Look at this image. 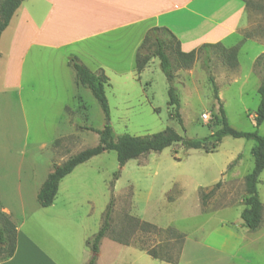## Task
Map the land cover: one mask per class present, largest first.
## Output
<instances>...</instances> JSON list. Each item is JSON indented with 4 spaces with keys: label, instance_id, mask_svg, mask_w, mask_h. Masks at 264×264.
I'll use <instances>...</instances> for the list:
<instances>
[{
    "label": "rangeland",
    "instance_id": "1",
    "mask_svg": "<svg viewBox=\"0 0 264 264\" xmlns=\"http://www.w3.org/2000/svg\"><path fill=\"white\" fill-rule=\"evenodd\" d=\"M244 1L250 25L243 35L247 32L249 38L241 43L239 65L231 68L220 49L211 47L201 51L190 68L178 67L175 72L172 84L180 98L184 127L171 113L170 83L159 58L154 57L138 79L137 49L132 50L135 40L87 42L97 58L109 65L107 74L112 80L106 94L111 112L107 119L92 91L75 84V70L68 68L70 56L65 51L34 47L23 64L21 59L17 64L10 55L12 33L8 29L0 44V203L18 208L19 220L21 205L38 206L34 189L49 170L99 144L100 135L84 127L101 130L111 124L116 139L125 133L144 136L167 127L191 138L216 131L222 125L220 103L210 74L231 126L264 134V122L259 127L255 122L258 88L264 81V72L257 65L264 54V0ZM156 35L165 40V50L176 66L174 40L162 29ZM241 41L232 38L226 44L231 47ZM157 47L151 37L147 50L154 52ZM82 57L95 68V56ZM80 96L85 110L68 113L67 107L79 109ZM254 145L253 140L229 135L211 152L177 142L131 159L123 167L117 152L106 150L62 180L59 203L76 210V217L82 218L81 230L90 238L103 224L110 185L115 181L111 230L101 242L99 264H264V207L262 224L255 231L241 217L247 196L245 176L255 166ZM117 171L120 175L115 180ZM260 180L264 204V171ZM218 181L220 185L210 194ZM18 182L22 199L16 197ZM142 221L157 229H144ZM169 226L185 234L178 263L156 259L147 252L178 254L180 244L164 231Z\"/></svg>",
    "mask_w": 264,
    "mask_h": 264
},
{
    "label": "crops",
    "instance_id": "2",
    "mask_svg": "<svg viewBox=\"0 0 264 264\" xmlns=\"http://www.w3.org/2000/svg\"><path fill=\"white\" fill-rule=\"evenodd\" d=\"M249 25L244 0H25L3 31L0 44L10 29V55L15 57V63L19 64L21 59L23 64L25 56L34 47L63 50L66 57H78L91 71L103 70L110 85L109 65L97 58L87 42L135 40L132 49L135 53L149 29L165 27L180 41L182 50L189 52L205 43L221 42L227 46L226 41L232 38L240 41L244 38L243 30ZM84 54L95 56V68L82 57ZM153 60L141 73L137 72L136 64L138 79ZM67 65L72 67L69 60ZM75 82L77 86H83L78 83L77 76ZM78 100L79 109L67 107L68 113L85 110L82 97ZM48 174L34 189L37 199ZM60 185L52 205L43 207L39 203L32 208L21 205V220L17 218L18 208L2 201L1 208L16 223L18 234L14 255L5 260L0 258V264H86L90 260L92 250L89 246L84 247L88 234L81 230L82 218L76 217L73 207L59 203ZM15 191L16 197L22 199L24 195L19 182ZM1 196L0 191V199ZM101 252L102 244L97 264Z\"/></svg>",
    "mask_w": 264,
    "mask_h": 264
},
{
    "label": "trees",
    "instance_id": "3",
    "mask_svg": "<svg viewBox=\"0 0 264 264\" xmlns=\"http://www.w3.org/2000/svg\"><path fill=\"white\" fill-rule=\"evenodd\" d=\"M24 1L25 0H0V38L3 31L10 24L13 15ZM160 29L172 38L176 44V48L174 49L177 62L176 66L172 63L170 55L165 50V40L156 35V32ZM151 37L155 39L158 46L154 52L147 50V43ZM247 38H249V35L246 32L242 41L231 47H227L221 42L205 43L198 49L185 52L181 48L180 41L169 29L165 27H153L148 31L143 42L138 47L136 55L137 72L141 73L152 58H159L161 68L170 83L168 89V103L170 107L174 108L171 113L173 117L184 127L183 116L180 112V98L176 92L175 86L172 84L177 68H190L196 61L198 54L203 50L208 51L211 47H217L220 49L222 55L226 58V63L231 68H236L239 65L238 55L241 43ZM69 63L76 71L78 83L88 87L92 91L104 111L106 118L109 119L111 110L106 94V86L109 84V78L106 73L103 70L98 72L91 71L76 56H70ZM257 65L260 66L261 70L264 72V54L258 57ZM210 80L213 85L215 97L220 103L219 111L221 114L222 125L216 131L204 137L191 138L181 135L174 128L167 127L163 131L144 136L125 133L116 139L111 124H105L104 128L101 130L94 129L92 127H84L86 129L94 130L100 135L99 144L72 155L62 164L54 165L53 170L48 174L47 179L44 181L38 193V201L40 205L43 207L52 205L57 195L60 181L66 175L70 174L76 166L88 161L92 157L99 155L106 150H115L117 152L120 166L123 167L131 159L139 158L140 156L152 151H162L166 147H169L177 142H182L187 148L203 149L207 152H211L217 148L218 144L225 136L229 135L235 138L253 140L255 142V145L252 148L255 166L253 170L245 176L247 196L245 197V208L241 212V217L244 221V225L249 230H257L263 221L264 204L260 197L258 185L261 181L260 175L264 171V134H260L258 130L242 131L231 126L218 94V85L212 74H210ZM258 92L260 94V104L255 114L256 127H259L264 122V81L259 86ZM237 159L230 164V167L236 163ZM119 175L120 171H117L114 179L117 180ZM220 183L221 182L218 181L209 193L213 194L216 187H218ZM114 185L115 181L113 180L110 185L111 199L104 213L103 224L100 230L86 241L87 245L92 250V256L86 264H97L101 251V242L111 230V217L115 203ZM141 224L144 229H157L155 224L148 221H142ZM164 231L173 235L180 244L178 254L175 256H172L171 254L167 256L162 254L160 255L155 249H148L147 252L156 259H161L171 263H178L185 241V234L171 226L164 229ZM17 234L18 229L16 223L8 214L2 211L0 203V258L2 260L8 259L14 255L17 246ZM126 244L128 243L126 242Z\"/></svg>",
    "mask_w": 264,
    "mask_h": 264
},
{
    "label": "built area",
    "instance_id": "4",
    "mask_svg": "<svg viewBox=\"0 0 264 264\" xmlns=\"http://www.w3.org/2000/svg\"><path fill=\"white\" fill-rule=\"evenodd\" d=\"M203 116H204V118H205L206 120H208V118H209L208 114L205 113Z\"/></svg>",
    "mask_w": 264,
    "mask_h": 264
}]
</instances>
